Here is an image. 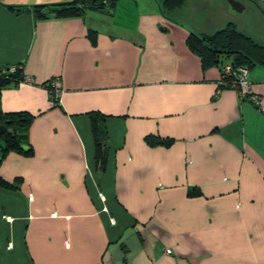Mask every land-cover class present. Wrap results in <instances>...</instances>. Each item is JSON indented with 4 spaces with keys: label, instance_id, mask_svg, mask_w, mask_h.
Here are the masks:
<instances>
[{
    "label": "crops",
    "instance_id": "crops-1",
    "mask_svg": "<svg viewBox=\"0 0 264 264\" xmlns=\"http://www.w3.org/2000/svg\"><path fill=\"white\" fill-rule=\"evenodd\" d=\"M70 1L0 0V69L30 80L0 90V111L32 116L29 154L0 160V264H264V112L219 89L234 56L203 69L186 44L232 24L264 47L258 0L32 10ZM247 79L264 106V65ZM91 112L105 116L103 172Z\"/></svg>",
    "mask_w": 264,
    "mask_h": 264
},
{
    "label": "trees",
    "instance_id": "trees-1",
    "mask_svg": "<svg viewBox=\"0 0 264 264\" xmlns=\"http://www.w3.org/2000/svg\"><path fill=\"white\" fill-rule=\"evenodd\" d=\"M116 0H74L69 3L52 4V5H37L33 6V12L42 18H47L49 15L56 17H73L82 14L85 8L104 9L111 8ZM183 0H164V7L173 9L181 6ZM49 7V12H40L41 9ZM16 14L26 12L27 7H9ZM186 44L190 51L200 60L203 69L218 66L222 63V56H234L230 63L233 70L238 67H245L247 70L254 66L264 65V47L255 43L249 37L238 32L234 25L230 24L226 28L215 32L209 36H197L190 34L186 39ZM223 66L220 68L222 71ZM25 76L21 74L18 68L14 72H9V67L0 69V90L9 86H17L25 81ZM233 75H229L223 79L225 82H231ZM46 84V88L50 92L51 86ZM219 89H229L226 85H219ZM51 99L55 105H58L59 100L51 94ZM90 120V129L95 147V160L99 172L105 170V165L108 157V132L105 125V116L91 112L88 114ZM32 120V116L25 112L2 113L0 111V126H4V133L0 134V140L4 146L1 149L0 160L11 151L29 154L27 144H25V132ZM148 143L154 144L151 137L146 138ZM0 186L11 187L0 178Z\"/></svg>",
    "mask_w": 264,
    "mask_h": 264
},
{
    "label": "built area",
    "instance_id": "built-area-1",
    "mask_svg": "<svg viewBox=\"0 0 264 264\" xmlns=\"http://www.w3.org/2000/svg\"><path fill=\"white\" fill-rule=\"evenodd\" d=\"M18 68L16 66L9 67V72H14L15 69ZM233 75V79L231 82H225L223 79L229 75ZM248 70L245 67H238L236 70H233L230 64H226L223 66V69L220 73V81L219 85H226L228 88L235 89L238 91L241 99H248L256 108L264 112V106L261 104L260 97L256 94H253L250 88V83L247 79ZM30 81L25 78L24 82ZM49 85L52 88L50 92L55 97H58L61 93V84L59 79H53L50 81ZM50 94V97H51ZM167 254L170 253V250L165 251Z\"/></svg>",
    "mask_w": 264,
    "mask_h": 264
},
{
    "label": "water",
    "instance_id": "water-1",
    "mask_svg": "<svg viewBox=\"0 0 264 264\" xmlns=\"http://www.w3.org/2000/svg\"><path fill=\"white\" fill-rule=\"evenodd\" d=\"M228 3L232 7V9H234L237 12H240L244 8V6L241 3H239L235 0H229ZM257 3L261 7V9L264 11V0H258ZM3 133H4V126L1 125L0 126V134H3Z\"/></svg>",
    "mask_w": 264,
    "mask_h": 264
},
{
    "label": "rangeland",
    "instance_id": "rangeland-1",
    "mask_svg": "<svg viewBox=\"0 0 264 264\" xmlns=\"http://www.w3.org/2000/svg\"><path fill=\"white\" fill-rule=\"evenodd\" d=\"M244 4H246V5H251V3L249 2V0H241ZM71 2V1H70ZM38 5H43V4H38ZM237 17H239V15L238 14H236V18ZM242 17H247V10L245 11V13L243 14V16ZM221 60L222 61H227L228 60V58L225 56V57H223V58H221Z\"/></svg>",
    "mask_w": 264,
    "mask_h": 264
}]
</instances>
